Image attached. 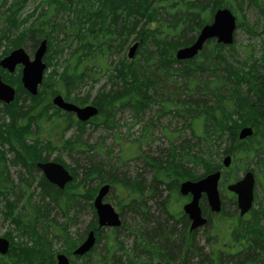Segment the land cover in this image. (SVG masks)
I'll return each instance as SVG.
<instances>
[{
	"label": "trees",
	"instance_id": "1",
	"mask_svg": "<svg viewBox=\"0 0 264 264\" xmlns=\"http://www.w3.org/2000/svg\"><path fill=\"white\" fill-rule=\"evenodd\" d=\"M29 1L35 0H0V59L26 40L30 42L31 52L46 40L47 53L53 52L57 57L55 63L51 62V56L47 58V68L36 96L29 95L21 87L19 71L13 75L1 71L2 80L16 90L15 100L0 108L2 215L9 218L20 237L28 239L31 245L14 242L11 234L4 235L10 240V249L6 256H0V264H56L55 255H72L90 230L97 232L96 242H99L101 231L96 230L92 201L103 184L126 190V195L121 193L116 205L122 226L111 231L108 247L104 245L107 256L97 254L94 247L80 259L74 257L76 261L94 264H110V261L111 264H151L152 261L162 264H264V208L262 211L251 209L247 218H241L235 202L231 214L226 213L222 202L221 212L214 215V219L202 208L207 217L203 228L208 230L204 236L208 248L205 249V245L195 239L199 230L189 232L183 212L177 210L176 219L168 211V201H164L172 194L180 198V182L197 180L218 170L221 167L219 158L226 154L233 158L237 154L249 158L250 153L254 152L253 156L260 153L264 167V56L254 59L248 55L237 60L232 54L233 46L216 45L210 40L191 61L175 58L179 48L192 44L200 29L211 23L216 9L228 8L237 13L243 3L251 0H41L40 7L24 15ZM244 19L242 16L237 29L249 30ZM135 42L138 48L128 61L124 50ZM70 43L74 48L60 61L65 49L71 47ZM117 49L122 51V60L108 64ZM96 67L107 74L113 88L101 89L89 103L87 99L71 98L79 85L86 80H96V75L101 73L95 71ZM195 73L202 75L201 80L193 78ZM178 80V88L187 92V100H173L181 93L175 87ZM226 87L228 93L223 91ZM55 95L77 106L92 104L98 114L87 123H81L52 105ZM146 100L167 103L164 106L167 112H176L185 124L189 121L187 125L193 120L195 126L199 120V131L203 133L200 138L206 141L205 147L224 145L218 160L207 158V154L212 156L210 150L206 154L200 150L196 153L183 150L185 153L181 154L177 146L171 147L165 162L151 165L146 162L156 173L149 183L151 186L146 188L137 179L130 182L125 176L121 177L112 166L107 170L104 164L94 163L92 156L96 148L78 137L84 133L85 126L93 124L112 129L117 113L130 108L137 116L147 107ZM187 106L190 109H186ZM245 125L258 129L257 143L253 147L238 144L237 132ZM72 130L77 136L73 133L74 137L67 138ZM54 151H59V155L61 152L74 154L83 163L81 174L69 169L58 155L52 161L62 164L73 176V181L60 190L41 175L37 185L38 201L29 206L28 198L20 211L17 201L10 197L28 180L22 175L18 176L17 183L11 180L9 165H20L32 177L33 172H39L36 163L50 161L49 156ZM8 153L12 155L10 159ZM183 159L186 164H192L190 169L181 162ZM196 166L203 169L202 174L195 173ZM225 173L224 181L238 179L236 174L226 178L228 172ZM104 175L109 179H104ZM97 179L96 188L87 186ZM171 183H175L172 189ZM158 187L168 195L161 196ZM79 201L91 208L92 221L79 237L72 238L69 226L75 220L68 215L71 209L78 211ZM48 206L68 217L64 227H55L46 219ZM123 208L133 215L131 230L134 233L131 249L124 254L123 245L116 237V233L125 228ZM38 227L44 231L45 238L52 227V236L61 241L63 249L52 252L48 241L40 237ZM117 248L121 253L115 256Z\"/></svg>",
	"mask_w": 264,
	"mask_h": 264
},
{
	"label": "rangeland",
	"instance_id": "2",
	"mask_svg": "<svg viewBox=\"0 0 264 264\" xmlns=\"http://www.w3.org/2000/svg\"><path fill=\"white\" fill-rule=\"evenodd\" d=\"M40 4L41 0L29 1L24 9V15H28L33 12L35 8L40 7ZM38 11H40V9ZM232 13L235 15L237 23L242 22V16H244L245 25L248 28L250 27L249 29H253V32L256 33L252 34L251 32H248L247 29L236 30L234 34L235 42L232 45L234 47L232 51L233 57L235 56L237 60H241L243 57L246 58L248 55H251L254 59H258L262 55L264 56V38L263 35L258 34L260 33V31H262V28H264V23H262V19H264V0H251L250 2H245L241 5L237 13H234V11H232ZM61 38L62 36L59 39ZM22 47L28 54L31 55L30 42H28L27 40L24 41ZM73 48L74 44H71L70 48L65 49V52L62 54L63 57L60 59V61L66 59L67 53L70 52V50H72ZM127 50L128 48L124 50L126 59ZM121 52V50L118 51L117 49L114 52L113 56L109 58L107 63L114 64L118 60H122ZM223 53H225V51H223ZM49 56H51V62L55 63V58L57 57V55L53 54V52L46 53L45 61ZM192 65L196 66V64L194 63H192ZM55 67L58 71H61V67L58 68L57 65ZM176 67L177 66H174L173 68ZM51 70L52 68H50L48 71L50 72ZM95 71L98 72L100 70L98 67H96ZM100 72V74L96 75L95 81L86 80L84 84L79 85L75 92L72 94L71 98L79 97L87 99L89 103L101 89H104V91L112 89L113 86L110 81L107 80V74H102L103 71ZM193 78H198L201 80L202 75L199 73H195ZM212 78L214 79V76ZM176 83V90H179V92L181 93H178V95L175 96L173 100H187V92H182V90H180L181 88H178L179 80ZM228 87L230 88V85ZM228 87L223 89L225 93H228ZM245 89L246 86H244L243 90ZM153 101L154 100H146L147 107L141 114H137V116L130 108L121 110L113 117V121L115 124L112 129L106 128L102 125L95 127L93 124H87L85 126L84 133L78 137H80L79 139L83 143H86V145L96 148V154L92 156L94 163L99 162L104 164L107 170L112 166L121 174V177L125 176V179L130 182L133 179H135V181L137 179V181L146 188L151 186L149 183L156 175L155 170L153 168H150V166H148L146 162L150 165L153 162H165L167 159H169L171 147L176 148L177 146V148L180 149L181 154L185 153V151L183 150H192L191 152L193 153H196L200 150L205 154L210 150L212 156L209 157V155L207 154V158H213L214 161L218 160V155L221 154L224 145H221L219 147L213 144V146L211 147H205L206 141H204L203 138H200L202 137L203 133L199 131V129L201 128V123L199 122V120L195 122V126L193 120L190 122V125H187L189 121L185 124L184 119L181 116H178L176 112H167L166 108H164L167 103H157V101ZM174 103L175 102L173 101V105ZM1 107L2 104L0 105V108ZM174 108L175 107H173V109ZM185 108L190 109L189 106ZM73 133H76V131H70L67 134V138L74 137L72 136ZM75 136H77V133L75 134ZM249 140L250 142L248 143V145H245L246 148L250 145H252L253 147L257 143V137L256 139L251 138ZM225 143L227 142L224 141V144ZM10 154L11 153H8L7 155L8 159L12 157V155ZM253 154H248L250 155L249 158L243 156L242 154H237L236 158H233V155H231L232 163L231 166L226 169V172H228L226 178H232L235 174L238 176V178H240L245 169L252 170L255 176L254 202L252 210L256 211L258 209L262 211L264 208V167L260 162V160L262 159L261 154L257 153V155L255 154L254 156ZM58 155L59 151L52 152L49 156V160L52 161ZM59 157L60 160L69 169L77 170L79 175L81 174L82 168L80 165H82L83 163L80 162V160H77L74 154L61 152ZM81 159L84 160L86 159V157H81ZM219 159L221 164L223 156ZM181 162L184 163L186 167H188V169L192 167V164H186L184 162V159ZM8 172L10 174L11 180H13L15 183L18 182V176L21 175L24 177V179L28 180V182L26 183L28 184V186L26 184H23L22 187H20L19 185V188L15 190V192L12 193L10 197L11 200L17 201L18 208L20 209V211H23L21 210V208L25 206L28 200L30 203L29 206H31L32 202L38 201L37 195L39 193V189L37 185L42 174L40 172H33L32 177H30V175H28L20 165H9ZM195 173L197 175H200L203 173V169L200 166H196ZM223 174L226 173L224 172ZM27 175L29 176V178H27ZM223 177L225 178V176ZM223 177L219 183L220 197L225 206L224 208L226 213L231 214L233 212V202H235V198L233 194L226 190V186L231 183V181L228 182L229 179H227V181H224ZM103 178L106 180L109 179L108 176L105 175L103 176ZM98 183L99 180L97 179L90 183H87V186L91 189H94L97 187ZM174 184L175 183H171V189L174 187ZM158 190H161V187H158ZM161 191V196L164 197L168 195V192H163V189ZM125 192L126 190L123 187L121 189L111 188L110 192L105 198V202L111 204L119 214L120 212L116 205L119 202L118 200L120 194L122 193V195H126ZM149 201L153 202V200ZM164 201H168V211H170L169 213L177 219V210L182 211V205L186 201L183 199V197L180 196V198H178L174 194L170 195ZM76 208H79L78 211L71 209V211L69 210L68 215L71 218L74 216L75 220V222L70 224L69 226V232L71 233L72 238L79 237L80 234L85 230L87 225L92 221V210L88 205L84 204V202L79 201V206ZM202 208L206 213H209L208 208L206 207V204L204 202H202ZM2 212H4L3 201L0 199V238H4V235L11 234L14 242L23 241V243L31 245V242L28 239H23L20 237V233L15 230V227L13 225H11L9 218L3 217ZM210 215L214 219V215ZM245 216L246 218L248 217L247 214ZM132 217L133 215H131L128 210L124 209L123 223L125 225V228L123 230L120 229L116 233V237L119 239L118 242L122 243L123 245V254L128 253L133 244L132 234L134 233H132L131 230V228H133ZM67 218L68 217L64 216L59 211V209L53 206H48L46 219L50 221V224L54 225L55 227L57 226L62 228L67 223ZM52 229L53 228L51 227V230H48V235L46 238L45 234H43L44 231H42L40 227H38V232L40 233V237L42 239H46L48 241V246L49 248H51V251L57 253L63 249V244L61 243V241L57 239L55 240L53 238L52 231L54 230ZM112 230L114 229L103 228L101 230V233L99 235L100 238L98 237L99 242H97V245L95 246V252L97 254H104L107 256V254L105 253L104 245L106 243V246L108 247L107 239L110 238L109 236L111 235ZM206 232H208V230L202 228L195 236V239L199 241L200 245H205L204 236L206 235ZM205 249H208L206 245ZM120 253L121 252L118 251L117 248L115 256L120 255ZM82 262L84 261H76V264H80ZM109 263L111 264V261ZM82 264H94V262H84Z\"/></svg>",
	"mask_w": 264,
	"mask_h": 264
},
{
	"label": "water",
	"instance_id": "3",
	"mask_svg": "<svg viewBox=\"0 0 264 264\" xmlns=\"http://www.w3.org/2000/svg\"><path fill=\"white\" fill-rule=\"evenodd\" d=\"M236 31V18L227 8L217 9L212 18V22L200 29L195 41L189 46L180 48L175 53V58L179 61H188L193 59L204 44L211 39H215L218 44L229 46L233 44V37ZM138 43H134L127 52V58L132 59ZM47 51V41L43 40L38 45L32 57L28 55L21 47L12 50L7 56L0 60V68L14 73L17 66H21L20 83L22 88L31 96H36L38 87L42 83L43 73L46 69L44 56ZM15 99V90L5 84L0 76V103L10 105ZM52 104L67 113H73L76 119L85 123L91 118L97 116L98 109L94 105L79 107L71 102L65 101L62 96L56 95L52 98ZM253 134L250 128H243L238 134V139L245 140ZM231 163L230 156H226L222 165L228 168ZM35 167L42 173L46 181L63 190L68 183L73 181V176L60 163L57 162H38ZM221 177L220 171H215L204 177L190 181L186 180L179 184V194L183 197L190 196L189 202L183 205L182 211L187 216L190 225L189 231L193 232L207 224V219L202 215L200 200L204 196L209 210L212 214H218L221 211V199L218 189V183ZM255 179L251 171H246L242 178L226 187L228 192L236 196V205L239 216L243 217L252 207L253 190ZM108 184L101 186L92 202V207L96 215L98 230L102 228H118L121 226V220L114 208L104 202L109 193ZM264 240V232H263ZM96 238L93 231H89L83 242L73 251L74 256L81 257L88 253L95 245ZM9 251V242L5 238H0V255H6ZM56 264H71L64 254L55 256ZM160 264V263H156Z\"/></svg>",
	"mask_w": 264,
	"mask_h": 264
},
{
	"label": "flooded vegetation",
	"instance_id": "4",
	"mask_svg": "<svg viewBox=\"0 0 264 264\" xmlns=\"http://www.w3.org/2000/svg\"><path fill=\"white\" fill-rule=\"evenodd\" d=\"M248 32H251L252 34H256V33H254L253 32V29H249V30H247ZM259 35L261 34V35H263V38H264V28H262V31H260V33H258ZM212 41V40H211ZM213 41H215V40H213ZM216 43V42H215ZM216 45H222V44H217L216 43ZM36 48L37 47H35L34 49H33V52L36 50ZM203 49V48H202ZM202 51V50H201ZM32 53V52H31ZM201 52H199L198 53V55L200 54ZM197 55V56H198ZM196 56V57H197ZM47 61V60H46ZM45 61V62H46ZM191 61V60H190ZM17 69V71H16V73L19 71V68L17 67L16 68ZM12 75V74H11ZM243 128H250L251 130H252V132H253V134H252V136L251 137H249V138H247V139H245V140H240V139H238V134H239V132H240V130L241 129H243ZM257 133H258V129H255L254 127H252V126H250V125H245V126H242V127H239V130H238V132H237V139H238V144L239 145H241V144H243L244 146L247 144L248 145V143L250 142V140L249 139H251V138H255L256 139V137H258V135H257ZM227 155V154H226ZM226 155H224V156H226ZM230 155V154H229ZM231 156V155H230ZM231 158V162H232V157H230ZM220 172H221V177H222V173L223 172H226V170H224L223 168H222V166L218 169ZM218 170H215V171H218ZM246 170V169H245ZM251 172L253 173V171L251 170ZM254 174V173H253ZM190 198L189 197H187L186 198V201H188ZM209 209V208H208ZM209 213H210V211H209ZM211 214V213H210ZM118 215H119V217H120V214L118 213ZM202 215L204 216V217H206L205 216V214H204V212H203V210H202ZM187 218V217H186ZM120 220H121V217H120ZM187 220H188V218H187ZM189 225H190V222H189V220H188V222H187V227H188V229H189ZM121 226H122V220H121ZM120 226V227H121ZM96 227H97V222H96ZM120 227H118V228H113V229H119ZM203 228V227H202ZM202 228H200V229H202ZM200 229H198V230H200ZM96 230H98V228H96ZM102 229H100V230H98V231H101ZM90 231H93L94 232V235H95V238H96V240H97V237H96V233H95V231L94 230H90ZM85 238V237H84ZM7 239V238H6ZM8 240V242H9V249H10V240L9 239H7ZM84 240V239H83ZM83 242V241H82ZM81 242V243H82ZM80 243V244H81ZM96 243L97 242H95V245H96ZM79 244V245H80ZM78 245V246H79ZM95 245H94V247H95ZM93 247V248H94ZM93 248L91 249V250H93ZM75 250V249H74ZM73 250V251H74ZM90 250V251H91ZM73 251H72V255H68V254H65V253H62V254H64L68 259H69V262L71 263V264H76V260L75 259H73L74 257H78V256H74L73 255ZM89 251V252H90ZM87 254V253H86ZM84 256V255H83ZM83 256H81V257H83ZM81 257H78V259H80ZM55 262H56V260H55ZM156 263H160V264H162L161 262H159V261H153L151 264H156Z\"/></svg>",
	"mask_w": 264,
	"mask_h": 264
}]
</instances>
